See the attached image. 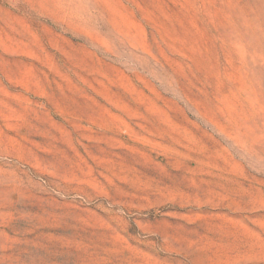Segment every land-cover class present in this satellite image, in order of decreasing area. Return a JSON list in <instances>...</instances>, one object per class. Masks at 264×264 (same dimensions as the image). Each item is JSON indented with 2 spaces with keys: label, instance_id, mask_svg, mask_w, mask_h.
I'll return each instance as SVG.
<instances>
[{
  "label": "rangeland",
  "instance_id": "obj_1",
  "mask_svg": "<svg viewBox=\"0 0 264 264\" xmlns=\"http://www.w3.org/2000/svg\"><path fill=\"white\" fill-rule=\"evenodd\" d=\"M0 264H264V0H0Z\"/></svg>",
  "mask_w": 264,
  "mask_h": 264
}]
</instances>
